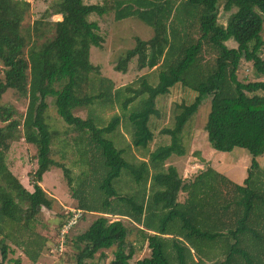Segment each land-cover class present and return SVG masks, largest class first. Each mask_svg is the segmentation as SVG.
<instances>
[{"label":"trees","instance_id":"16d2710c","mask_svg":"<svg viewBox=\"0 0 264 264\" xmlns=\"http://www.w3.org/2000/svg\"><path fill=\"white\" fill-rule=\"evenodd\" d=\"M221 2L230 12L225 24L218 22ZM30 6L0 0V100L8 90L26 99L24 112L0 103V264H20L8 258L9 243L32 262L48 248L35 224L54 202L41 186L52 167L63 171L81 211L78 221L96 213L83 231L70 235L73 226L64 235L61 248H73L74 264H102L110 248V264H127L136 250L132 234L138 248L149 249L135 264H264V170L257 161L264 156V80L237 74L245 60L264 76V0H51L23 26ZM109 13L114 21L135 18L152 29L114 66L124 73L136 58L138 68L151 73L118 87L90 60L91 48L104 39L89 16ZM53 14L61 19L50 20ZM231 39L234 47L226 43ZM175 86L194 96L175 103L170 124L159 131L168 140L153 147L158 99ZM203 100H210L204 130L211 148L238 147L251 156L241 183L211 167L185 180L166 164L187 153L183 130ZM49 104L77 134L72 140L85 167L75 185L70 169L54 158L60 132L49 122ZM81 108L85 118L75 114ZM18 139L35 149L31 190L7 165Z\"/></svg>","mask_w":264,"mask_h":264},{"label":"rangeland","instance_id":"374dc122","mask_svg":"<svg viewBox=\"0 0 264 264\" xmlns=\"http://www.w3.org/2000/svg\"><path fill=\"white\" fill-rule=\"evenodd\" d=\"M28 1H30L31 6L23 22V26L31 25L35 19H38L42 15L51 2V0ZM229 13L223 11L222 2L219 3L218 22L225 24ZM89 17L92 20H96L99 24L100 33L104 39L100 47L91 48L90 60L100 68L103 76L110 78L114 82L115 87L125 85L142 74L151 73L146 68L139 69L136 58L130 61L127 66V71L124 73L114 68L118 56L134 46L136 37L147 40L152 36V29L149 26L135 18L114 21L111 13L103 16L91 15ZM49 18L50 20H59L61 19V15L53 14ZM262 38L264 40V26ZM226 43L229 46H235V42L232 39ZM261 55L264 57V45ZM0 67H3L1 63ZM237 74L241 80H264V76L257 77L252 69L251 63L245 60L241 61ZM258 93L261 94L262 92L258 91ZM193 96L194 93L192 91L175 86L168 95L159 97L158 108L161 116L151 119V127L156 134L153 147L168 140L165 135H160L159 131L162 127L170 124V114L175 103L180 102L182 99L189 101ZM0 103L12 104L18 112H24L26 107V99L22 98L13 90L6 91L1 97ZM209 107L210 100H203L197 113L183 130V140L187 148V153L183 156L173 155L171 158L169 157L166 160V164L175 166L180 176L185 180L191 179L199 171L211 167L225 174L233 182L241 183L246 175V169L250 166L251 156L245 149L238 147L230 152H220L211 148L204 130ZM86 112L87 110L85 108L75 110V114L82 118H85ZM48 116L51 125L60 132L59 137L53 145L54 158L70 169L73 180L72 185H75L78 175L85 167L78 162L79 154L72 140L77 134L63 122L51 104L48 107ZM121 130L128 138L129 136L123 127H121ZM65 143L68 144L66 147H64ZM34 151L35 149L32 145L26 143L23 139H18L11 144L7 152V165L9 169L29 190L32 187L28 173L36 168ZM257 161L259 162V167L264 170V156L257 157ZM41 186L54 198L52 208H42L35 224L36 231L48 238V248L41 253L37 262H32L23 254L20 248L9 243V246L13 248L14 252L9 253L8 258L23 259V264H74V260L71 257L73 248L70 246L65 247L64 250L63 248H59L56 243L57 238L55 237L60 228L61 221L64 220L66 214L71 209L76 207V201L71 197L70 188L62 169L60 167H52L47 171L42 177ZM183 196V194H180L179 198L181 199ZM95 217L96 213L86 214L84 219L82 218L77 221L69 234L73 235L83 231ZM109 218L113 219V217ZM130 239L135 244L136 250L127 264H135L137 259L149 254V249L145 245L138 248L140 244L136 241L133 234L130 236ZM49 243L52 244V247H50ZM113 250L114 248L105 250L107 257L102 260V264H110L113 258ZM2 264H13V262L4 261Z\"/></svg>","mask_w":264,"mask_h":264},{"label":"built area","instance_id":"2783aa9c","mask_svg":"<svg viewBox=\"0 0 264 264\" xmlns=\"http://www.w3.org/2000/svg\"><path fill=\"white\" fill-rule=\"evenodd\" d=\"M70 212L72 213V215L67 218L66 222L60 228V234H59L60 245H59V248H61V246H62L64 235L67 232H69V230L77 223V221L81 215V211L77 208L71 209Z\"/></svg>","mask_w":264,"mask_h":264},{"label":"crops","instance_id":"0c3cea01","mask_svg":"<svg viewBox=\"0 0 264 264\" xmlns=\"http://www.w3.org/2000/svg\"><path fill=\"white\" fill-rule=\"evenodd\" d=\"M22 262H23V259H21V264H23Z\"/></svg>","mask_w":264,"mask_h":264}]
</instances>
